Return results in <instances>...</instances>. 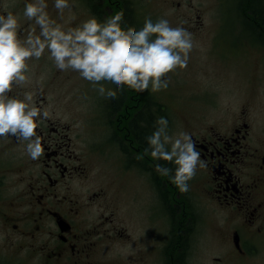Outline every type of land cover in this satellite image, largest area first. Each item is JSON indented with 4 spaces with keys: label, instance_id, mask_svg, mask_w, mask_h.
Segmentation results:
<instances>
[{
    "label": "flooded vegetation",
    "instance_id": "1",
    "mask_svg": "<svg viewBox=\"0 0 264 264\" xmlns=\"http://www.w3.org/2000/svg\"><path fill=\"white\" fill-rule=\"evenodd\" d=\"M28 2L0 4V14H19L21 37L31 27L36 34L40 31L34 21H21ZM105 2L112 10L115 2ZM229 2L239 9L235 16L245 28L242 35H234L237 41L226 42L221 36L224 48L241 45L233 47L237 57L219 55L224 70L237 67L234 84L244 100L231 120H211L206 106L189 129L201 159L207 162L196 179L204 197V217L227 234L228 251L216 260L224 257L222 261L245 264L264 252V30L257 28L254 0H222L221 4ZM46 3L50 13L52 6L49 0ZM91 14L96 11L85 21L94 17ZM219 15L222 32L237 22L230 18L232 14ZM253 57L259 60L255 70L248 68L250 63L246 66ZM36 82L14 86L9 95L35 92L36 105L49 109L50 118L38 129L44 137V155L33 161L14 137L0 140V226L21 236L24 242L19 250L28 251L29 258L39 260L37 264H195L191 242L199 216L193 205V181L189 192L181 193L168 176L160 175L156 164L173 172L175 165L146 154L149 145L133 124L137 115L147 113L153 117V131L155 121L165 117L171 132L176 120L171 110L162 107L160 91L139 92L124 86L113 99L100 96L90 83V107L82 119L80 110L58 104L47 84L39 78ZM104 84L116 90L115 85ZM216 95H207L204 102H214ZM121 98L119 106L110 110L112 102ZM139 126L144 128L142 123ZM87 136L100 141L85 145ZM101 163L104 169H98ZM214 211L217 217H211Z\"/></svg>",
    "mask_w": 264,
    "mask_h": 264
},
{
    "label": "clouds",
    "instance_id": "2",
    "mask_svg": "<svg viewBox=\"0 0 264 264\" xmlns=\"http://www.w3.org/2000/svg\"><path fill=\"white\" fill-rule=\"evenodd\" d=\"M54 7L61 16L64 9L71 10L69 0H54ZM47 8L46 0L25 4L24 17L40 29L36 34V28L31 27L26 37L19 35V14H0V140L14 137L33 161L44 155V137L38 129L50 118V111L36 105L35 92L9 95L14 86L28 83L32 59L39 60L47 50L58 70L78 72L100 96L114 99L124 86L139 92L167 90V74L186 69L195 46L193 34L183 27L187 21L173 27L167 19L153 22L146 17L137 30L125 27L124 13L117 12L103 21L92 17L65 29L50 17ZM105 82L116 90L106 89ZM155 124V131L145 138L149 145L145 152L154 160L174 164V172L159 163L155 170L168 176L181 193H187L189 182L199 169L207 168V162L201 159L190 133L170 135L165 117Z\"/></svg>",
    "mask_w": 264,
    "mask_h": 264
},
{
    "label": "rangeland",
    "instance_id": "3",
    "mask_svg": "<svg viewBox=\"0 0 264 264\" xmlns=\"http://www.w3.org/2000/svg\"><path fill=\"white\" fill-rule=\"evenodd\" d=\"M7 1L0 0V4ZM132 1L135 2L136 8L140 7L137 18L141 21H145L146 17H150L155 22L159 19L157 14L159 10L157 9H160L161 18L169 20L173 27L177 26L181 21H187V23L183 24V27L194 36L195 46L190 54L187 68L184 70L177 69L172 73H168L167 78L170 79L169 87L167 90L160 91L161 100L166 105H169L172 118L176 120L177 126H173L169 134L175 135L181 131L191 133L192 130L189 129L191 121L194 125L196 120L204 114V109H207L206 106L210 107L208 116L211 120H231L238 107L243 103L244 97L236 92L238 87L234 84L237 67L233 66L224 70L222 66L224 59L219 53L237 57V51L234 48L240 49V44L234 43V48L228 44L229 46L224 48L220 42L222 41V35L225 36L223 37L226 42H230L233 39L238 40L234 36L235 34H237V37L243 34L245 27L242 26L240 19L235 16L239 11H233L231 14L234 16L230 17L234 21L235 19L237 20L236 24L231 25V27L228 25L225 28L227 31L224 29V32L218 33L221 23L217 8L221 0ZM69 3L71 10L64 9L61 16L54 7V0H49V5L52 6V10L49 13L50 17L57 23L64 25L65 29L80 25L85 21L86 16L81 14L79 1L69 0ZM198 15H202V26H198L199 24L197 25L194 22V18H192ZM21 19L24 22L26 17L23 16ZM19 23L22 24V22ZM254 54L259 55L258 53ZM258 62L259 60L253 57V61H247L246 64L250 63L248 68L255 70L254 64ZM234 63L240 64L239 62ZM27 75L29 76V83L35 85L38 83L36 80L39 78L41 83L47 84L49 94L57 97L58 104H63L70 111L80 110V115L85 116L81 118H86V112L90 107V92L86 91L88 82L82 79L78 72L58 70L46 50L39 60H31L30 71ZM211 92L217 94L214 97L215 101L204 102V100H208L207 95L209 94L207 93L212 94ZM85 132L91 135L89 131L85 130ZM86 141L87 144L85 145H88L91 141L99 142L100 138L96 136V139L94 137L93 140L87 136ZM104 168L105 165L101 163L98 169ZM197 177L198 175L192 180L193 182H190L194 192L193 197H196L193 205L196 207L199 216L198 226L191 242L192 260L195 264L235 263L227 262L226 260L222 261L224 257L220 262L216 260V258H221L220 256H223L224 252L227 253L228 251V246L226 245L228 243L226 241L227 234L226 232H221V230L217 231V227L210 223L211 219L207 216L204 217V197H201L202 190L198 187L199 181L196 180ZM205 206L207 208L208 205ZM185 213L189 212L186 211ZM217 215L218 213L214 211L211 217H217ZM164 228L163 224H161V232L164 231ZM10 229L4 228L3 225L0 226V264H37L39 260L29 258L28 251L19 250V243L24 241H22V238L20 239V235L13 234ZM144 230L147 232L148 228L145 227ZM8 233L10 236H8ZM231 258L236 260L235 256H231ZM245 264H264V252L260 251L257 256Z\"/></svg>",
    "mask_w": 264,
    "mask_h": 264
},
{
    "label": "trees",
    "instance_id": "4",
    "mask_svg": "<svg viewBox=\"0 0 264 264\" xmlns=\"http://www.w3.org/2000/svg\"><path fill=\"white\" fill-rule=\"evenodd\" d=\"M91 2V7L93 8L94 11H96V14L98 15L99 18H102V15L104 14V11L102 10L104 7V4L101 3L102 1L100 0H89ZM118 1V0H117ZM252 1V0H251ZM118 4V3H116ZM249 3H247L248 5ZM246 5V6H247ZM117 12H123L124 13V26L125 27H134L136 28V21H135V16H136V9L131 6V1L130 0H123V3L120 6L116 5ZM252 11L255 15L256 21H257V28L258 30H264V0H254L253 6H252ZM122 101V98L119 100H114L109 107L110 110L113 108H117ZM138 119H142L141 122H138ZM142 123L144 124V128H141L139 124ZM135 126V131L139 130L140 137L142 136L143 139L146 141V137L151 135L153 132V117L147 113H140L137 115V118L133 122Z\"/></svg>",
    "mask_w": 264,
    "mask_h": 264
}]
</instances>
